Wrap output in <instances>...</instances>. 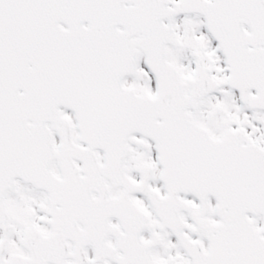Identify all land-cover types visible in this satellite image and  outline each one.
Instances as JSON below:
<instances>
[{
  "label": "snow or ice",
  "instance_id": "obj_1",
  "mask_svg": "<svg viewBox=\"0 0 264 264\" xmlns=\"http://www.w3.org/2000/svg\"><path fill=\"white\" fill-rule=\"evenodd\" d=\"M0 264H264V0H0Z\"/></svg>",
  "mask_w": 264,
  "mask_h": 264
}]
</instances>
